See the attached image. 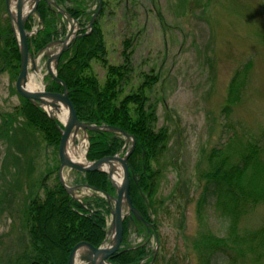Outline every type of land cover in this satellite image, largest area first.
Instances as JSON below:
<instances>
[{
	"label": "trees",
	"instance_id": "trees-1",
	"mask_svg": "<svg viewBox=\"0 0 264 264\" xmlns=\"http://www.w3.org/2000/svg\"><path fill=\"white\" fill-rule=\"evenodd\" d=\"M55 1L81 26L89 22L92 14L87 12V0ZM37 11L43 28L29 40L32 54L60 35L61 16L56 15L44 2L38 5ZM103 16L104 7L91 33L76 37L61 55L57 77L67 86L69 98L82 123L117 127L135 138V146L128 160L131 169L130 196L133 205L151 223L153 230L147 233L143 223L126 219L123 247L110 257V262L185 264V259L190 260L191 254L181 256L174 253L168 256L167 242L160 231L162 221L159 215H167L170 211L168 202L171 205L176 202L178 213L182 216V210L188 204L194 205L197 228L190 235L194 264H247L251 262L249 259L259 263L264 259V223L248 230H240L239 223L244 214L264 203V130L258 136L244 137L242 132L228 124L226 128H233L228 137L206 153L205 166L198 172V191L188 196L182 193L178 184L169 198L159 195V182L164 168L162 159L168 151L170 135L166 128L157 127L156 109L148 98L157 76L147 73L137 86L133 85L128 40L124 41L123 63L115 65L108 61L101 29ZM25 28L29 29L30 24ZM93 62L100 63L106 70L102 83L94 71ZM0 66L16 79L20 69V54L9 18L0 20ZM250 67L251 62L236 72L228 85L222 108L225 121L230 119L233 107L241 99L242 80ZM48 90L62 91V86L52 82ZM12 123L23 128L22 145H16L20 150L25 151L29 146L40 149L43 142L46 146L58 148L60 132L56 122L25 98L20 97V103L11 112L0 113V142L10 143ZM88 137V161L113 156L125 143L119 134L113 132L89 131ZM7 153L16 157L10 149ZM16 159L19 163L22 160ZM33 159L35 157H27L26 162ZM30 167L28 172L33 169ZM6 168L9 169L8 166ZM82 182L100 192L115 195L104 172H87ZM41 189L43 195H39L38 191L31 194L22 212L28 240L17 242V248L13 251L12 247L9 248L10 259L6 264H67L68 256L77 243L85 241L97 247L105 238L109 207L104 198L94 197L82 204L66 192L58 182V177L52 185L41 182ZM11 191L15 192L14 189ZM211 212L219 213L224 235H217L207 229ZM131 225L143 237V242L136 246H130L127 241ZM154 233L158 236L156 254L149 247ZM146 257H149L148 260L141 263Z\"/></svg>",
	"mask_w": 264,
	"mask_h": 264
},
{
	"label": "rangeland",
	"instance_id": "rangeland-1",
	"mask_svg": "<svg viewBox=\"0 0 264 264\" xmlns=\"http://www.w3.org/2000/svg\"><path fill=\"white\" fill-rule=\"evenodd\" d=\"M103 3L101 29L108 61L115 65L123 63L124 41L128 40L133 85L137 86L147 73L157 76L148 98L156 109L157 127L166 128L170 135L168 151L162 159L159 195L169 198L178 184L183 194H195L200 184L198 172L205 166L210 148L224 141L234 127L244 137L258 136L264 130V0H103ZM85 4L92 14L95 1L87 0ZM6 16L4 0H0V20L4 21ZM59 20L60 30L64 28L66 33V19ZM35 25L33 18L31 27ZM57 48L52 47L50 53ZM46 60V56L42 57L39 64L38 72L44 78L39 90L50 83ZM249 62L251 67L242 80L241 99L225 121L222 108L228 85ZM92 66L102 83L105 68L98 62ZM15 81L0 68V113L11 112L20 103ZM228 124L233 128H226ZM22 129L12 123L10 143L0 142V264L10 259V247L13 251L17 242L28 240L22 212L31 194L38 191L43 195L41 182L52 185L59 176L56 148L44 142L40 149L29 146L23 151L16 146L22 145ZM87 140L80 131L75 147L85 152ZM9 149L22 159L20 163L7 153ZM27 157L35 159L27 163ZM30 166L33 169L28 172ZM116 166L121 169L119 164ZM63 175L69 186L82 182V176L68 168ZM75 194L86 197L88 191L81 189ZM168 204L169 213L159 215L167 254H191L185 264H194L190 236L197 228L194 205L188 204L182 216L176 202ZM263 223L264 203H261L243 215L239 227L255 229ZM206 226L217 235H224L219 213L211 212ZM135 233V227H129L127 241L131 245L139 239ZM149 247H155L154 238ZM249 261L247 264H256L252 259ZM257 264H264V259Z\"/></svg>",
	"mask_w": 264,
	"mask_h": 264
},
{
	"label": "water",
	"instance_id": "water-1",
	"mask_svg": "<svg viewBox=\"0 0 264 264\" xmlns=\"http://www.w3.org/2000/svg\"><path fill=\"white\" fill-rule=\"evenodd\" d=\"M40 1H44L48 5L55 7L67 19L71 18L53 0H6L7 13L12 21V28L14 30V35L18 42L19 52H20V71L15 82V88L17 93L21 97L33 102L39 107L42 108L48 107L54 111H58L61 108V105L67 107L68 119L67 122L63 124L64 127L63 130H60L61 137L58 147V156L60 162L59 180L62 186L69 193L72 194V190L74 189V187L69 188L65 184V181L63 180V177L61 175V172L64 168H69L71 170H75L80 173L96 172V171H103L108 173L110 182L116 190L115 197L107 196L108 202L110 204L111 202L113 203L111 214H112V230L114 232V238L113 240H111L109 245L103 246L104 244L103 243L99 247H95L88 242H79L72 248L68 256L67 264H77V263L78 264H112L109 262V260L111 255L114 254L116 251H118L121 246L122 237H123V228H124L123 223L126 215H129L130 218L134 217L137 220L143 222L147 227L148 231L149 228H152V226L147 221L144 220V218L139 213V211L134 207L130 197V168L128 165V158L131 155L133 147L135 145V139L133 136L129 135L127 132L123 131L120 128L111 127V126H102V127L90 126L88 124L81 123L79 121L75 107L71 102V100L69 99L67 87L60 79L57 78V71H56L57 64L59 62L61 54L67 50V48L74 41L77 35V31L75 30L74 25L71 23H69L68 32L64 37V39L51 42L44 48V50H47L52 45L60 44V49L58 51H56L54 54L50 56L47 54L46 68H47V72L51 76V79L63 86V91L62 92H47L45 90L28 91L25 89L29 75V70L33 72H37L39 70L37 68V60L39 58V55L42 53L39 52L36 56H32L29 53V45H28L29 36L25 31V25L29 17L37 12V6ZM13 4H14V10H12ZM101 7H102L101 0H99L98 8L89 22L90 29H92L93 23L96 17L98 16ZM51 63L54 64L55 72L51 70ZM80 130H82L84 133H87L88 131H98V130L116 132L123 135L125 139H127L128 141L131 140L132 146L122 157L119 154H117L114 156L103 157L92 163H87L86 165L75 163L67 156V145L69 139L70 138L74 139V136H76ZM116 162H118L121 165L123 170V179L121 185L119 186L116 185L112 179L113 173L115 171L114 164ZM124 205L128 207V214L126 215L123 214Z\"/></svg>",
	"mask_w": 264,
	"mask_h": 264
},
{
	"label": "bare ground",
	"instance_id": "bare-ground-1",
	"mask_svg": "<svg viewBox=\"0 0 264 264\" xmlns=\"http://www.w3.org/2000/svg\"><path fill=\"white\" fill-rule=\"evenodd\" d=\"M12 10H14V4L12 5ZM51 70L54 71V64H51ZM43 79H44L43 74H41V72H36L35 74H29L25 89L28 91H41L39 89L42 85ZM44 109L47 112H49V114L52 117L59 119L61 123L65 124L67 122L68 119L67 107L61 105V108L58 111H54L48 107H44ZM74 138H77V136ZM71 142L72 141L69 142V147L67 149L68 158L75 163L84 164L85 163L84 151L81 148L79 149V147H75V146L73 147V144ZM112 179L116 185L118 186L121 185L123 174L120 168L115 169ZM111 237H113V233L111 234L110 239Z\"/></svg>",
	"mask_w": 264,
	"mask_h": 264
}]
</instances>
